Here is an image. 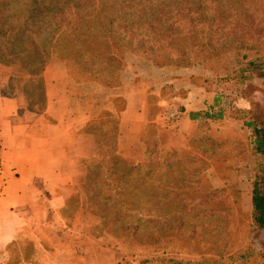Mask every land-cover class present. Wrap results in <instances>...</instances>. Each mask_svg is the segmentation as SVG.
<instances>
[{
	"label": "rangeland",
	"instance_id": "obj_1",
	"mask_svg": "<svg viewBox=\"0 0 264 264\" xmlns=\"http://www.w3.org/2000/svg\"><path fill=\"white\" fill-rule=\"evenodd\" d=\"M34 1L0 0V17L6 14L14 26L32 27L23 12ZM232 23L215 34L217 50L204 45L208 38L202 30L198 38L203 48L192 51L194 63L171 66L172 84L163 95L166 103L160 108L158 100L150 102L151 117L160 114L165 118L169 111L181 109V99L188 91L202 89L214 111L192 121L187 129L194 132L189 136L180 133L181 120L176 126H168L165 120L157 126L151 119L137 144L127 151L126 159L137 168L134 175H151L152 186L157 187L163 175H182L184 179L190 175L194 185L186 191L192 202L188 200L181 213L170 207L164 218L153 202L147 240L133 235L135 213L119 209L122 217L117 219L108 215L103 204H94L87 175L101 162L103 148L110 149L115 137L116 118L103 113L95 126L81 132L89 139L75 142L70 167L76 180L66 209L51 217L46 229L38 230L41 239L30 227L21 231L7 249L4 264H264V229L253 206L255 194L264 195V36L259 39L251 31L245 35ZM35 27L38 29V23ZM48 36L45 33L38 41ZM237 36L261 44L253 48L241 47L242 42L223 45L227 38ZM17 52L23 60L25 52ZM139 54L126 52L121 71L133 55L147 59ZM26 57L32 67L31 56ZM9 60L16 64L4 66L19 69L28 82L25 90L30 99L40 104V78L29 76L24 61ZM70 64L78 79L88 77L79 65ZM116 75L106 73L101 79L114 87L119 83ZM118 106L123 103L118 101ZM103 191L114 194L112 189ZM126 214L131 216L124 221ZM161 229L166 233L161 234Z\"/></svg>",
	"mask_w": 264,
	"mask_h": 264
},
{
	"label": "trees",
	"instance_id": "obj_2",
	"mask_svg": "<svg viewBox=\"0 0 264 264\" xmlns=\"http://www.w3.org/2000/svg\"><path fill=\"white\" fill-rule=\"evenodd\" d=\"M23 16L32 27L14 26L11 16L6 14L0 17V64H16L9 58H17L24 61L29 76L41 78L44 67L52 60L67 61L70 67V62H74L88 74L85 80L105 85L101 78L106 73L117 74L115 78L120 79L126 52L145 54L158 67L190 66L194 63L192 51L203 48L198 38L200 32L204 30L208 38L204 45L217 50L214 36L224 31L231 19L245 35L251 31L259 39L264 36V0H35L28 3ZM45 33L49 36L40 43L38 38ZM239 42L241 47L261 44L237 36L227 38L223 45ZM18 50L25 52L23 60ZM27 54L31 56L32 67L28 65ZM115 123L113 144L110 149L103 148V159L89 169L86 183L93 203L103 204L108 215L121 218L119 209L135 213L133 235L137 240H147L146 226L153 202L162 218L170 207L181 213L189 205L188 200H193L186 188L194 182L190 175L186 179L182 175H163L156 187L149 183L151 175H134L137 168L126 159L128 153L118 151L117 118ZM259 152L262 153L261 147ZM104 188L112 189L114 194H105ZM253 206L259 214L258 222L264 226V195L255 194ZM130 216L126 214L124 221ZM160 233L166 232L161 229Z\"/></svg>",
	"mask_w": 264,
	"mask_h": 264
},
{
	"label": "crops",
	"instance_id": "obj_3",
	"mask_svg": "<svg viewBox=\"0 0 264 264\" xmlns=\"http://www.w3.org/2000/svg\"><path fill=\"white\" fill-rule=\"evenodd\" d=\"M171 70L133 55L117 86L109 87L78 79L67 61L52 60L41 73L42 101L37 104L19 69L0 64V264L21 231L30 227L41 239L50 218L66 209L76 180L70 167L75 142L90 137L81 132L106 113L119 121V153L129 151L153 119L151 100H158L160 108L166 103ZM202 91H188L181 99L180 133L185 136L194 132L187 129L192 121L214 111ZM164 120L158 114L153 123L161 126Z\"/></svg>",
	"mask_w": 264,
	"mask_h": 264
},
{
	"label": "built area",
	"instance_id": "obj_4",
	"mask_svg": "<svg viewBox=\"0 0 264 264\" xmlns=\"http://www.w3.org/2000/svg\"><path fill=\"white\" fill-rule=\"evenodd\" d=\"M182 111L180 109H174L169 111L166 116H165V122L167 123L168 126H176L182 117ZM1 172H0V196L2 194V190H1Z\"/></svg>",
	"mask_w": 264,
	"mask_h": 264
},
{
	"label": "flooded vegetation",
	"instance_id": "obj_5",
	"mask_svg": "<svg viewBox=\"0 0 264 264\" xmlns=\"http://www.w3.org/2000/svg\"><path fill=\"white\" fill-rule=\"evenodd\" d=\"M263 229H264V226H263Z\"/></svg>",
	"mask_w": 264,
	"mask_h": 264
}]
</instances>
